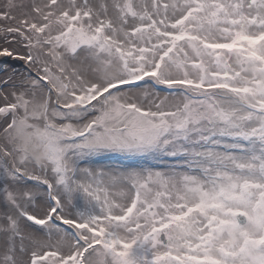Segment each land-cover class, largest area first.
I'll use <instances>...</instances> for the list:
<instances>
[{
	"label": "snow or ice",
	"instance_id": "1",
	"mask_svg": "<svg viewBox=\"0 0 264 264\" xmlns=\"http://www.w3.org/2000/svg\"><path fill=\"white\" fill-rule=\"evenodd\" d=\"M0 22L35 68L0 80V264H264V0H3Z\"/></svg>",
	"mask_w": 264,
	"mask_h": 264
},
{
	"label": "bare ground",
	"instance_id": "2",
	"mask_svg": "<svg viewBox=\"0 0 264 264\" xmlns=\"http://www.w3.org/2000/svg\"><path fill=\"white\" fill-rule=\"evenodd\" d=\"M2 45L3 41H0V46ZM9 47H14V45H9ZM29 71L33 73V68L29 70L23 61L8 57H0V80H3L11 74H15L17 78H20L28 75ZM0 103H2V101H0Z\"/></svg>",
	"mask_w": 264,
	"mask_h": 264
},
{
	"label": "rangeland",
	"instance_id": "3",
	"mask_svg": "<svg viewBox=\"0 0 264 264\" xmlns=\"http://www.w3.org/2000/svg\"><path fill=\"white\" fill-rule=\"evenodd\" d=\"M2 3H3V0H0V5H2ZM2 23L3 22H0V25H2ZM33 72L35 74V68H33ZM100 163L109 165V166H116L118 164V162L115 160H103V159L100 161ZM97 166H99V164Z\"/></svg>",
	"mask_w": 264,
	"mask_h": 264
}]
</instances>
